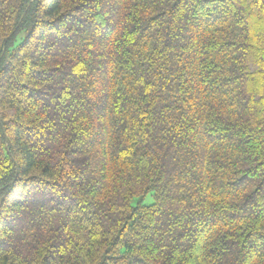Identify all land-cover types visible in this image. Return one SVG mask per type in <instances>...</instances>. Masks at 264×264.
Segmentation results:
<instances>
[{
    "label": "trees",
    "instance_id": "obj_1",
    "mask_svg": "<svg viewBox=\"0 0 264 264\" xmlns=\"http://www.w3.org/2000/svg\"><path fill=\"white\" fill-rule=\"evenodd\" d=\"M0 264H264V0H0Z\"/></svg>",
    "mask_w": 264,
    "mask_h": 264
},
{
    "label": "rangeland",
    "instance_id": "obj_2",
    "mask_svg": "<svg viewBox=\"0 0 264 264\" xmlns=\"http://www.w3.org/2000/svg\"><path fill=\"white\" fill-rule=\"evenodd\" d=\"M150 197L148 196L146 199H145V202L148 203L150 201Z\"/></svg>",
    "mask_w": 264,
    "mask_h": 264
}]
</instances>
